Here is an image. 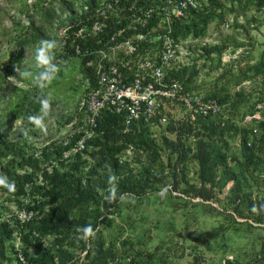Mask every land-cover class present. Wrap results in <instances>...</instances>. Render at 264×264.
Masks as SVG:
<instances>
[{"label":"trees","instance_id":"trees-1","mask_svg":"<svg viewBox=\"0 0 264 264\" xmlns=\"http://www.w3.org/2000/svg\"><path fill=\"white\" fill-rule=\"evenodd\" d=\"M59 1L57 11L40 1L34 4L43 9L44 17L19 39L15 60H22L24 45L54 43L49 51L58 69L71 58L79 59L85 96L97 84L93 69L86 65L96 55H85L86 51L102 47L118 29L124 32L117 42L137 33L148 34L161 20L158 13L136 29L127 28L128 19L117 20L129 18L134 13L133 4L145 8L165 0H118L123 9L119 18L113 14L102 33L85 38L76 33L89 30L98 19L96 11L102 0ZM185 13L172 20L171 35L184 48L188 44L187 50L193 42L206 38L213 22L217 29L229 26L234 31L231 35L221 33L212 43L200 42L191 62L176 63L166 70L164 78L179 81L205 98H215L221 114L198 116L194 121L170 118L165 126L141 119L126 126L124 112L105 108L96 119L95 135L87 141L86 149L64 159L63 151L68 147L62 141L37 148V142L31 141L36 131L16 137L11 133L16 121L35 125L29 117L40 115L44 87L19 88L21 92L8 99V108L0 111V179L13 182L15 190L9 192L0 184V191L17 207L37 214L25 223L0 222V264H23L19 253L27 264H173L170 255L179 250L183 255L184 250L172 236L169 247L160 239L152 250L143 238H123V231L120 240L104 236L103 230L117 226L125 202L137 209L151 198L155 207L164 211L198 208L202 216L214 218L217 226L227 231L228 239L248 242L244 247L220 244L218 264H264V112L262 120L242 123L257 105L264 111V43L257 60L252 63L248 59L256 47L250 33L264 26V0H197V7ZM138 44L142 49L154 47L149 39ZM238 49L242 53L233 63L222 62L228 50L236 53ZM233 64H237L236 72ZM205 66L210 71L221 69L208 85L201 74ZM2 70L1 77L7 78L15 75L17 68L7 64ZM245 81L252 82L250 90L241 87ZM237 86L238 90H233ZM27 194L31 202L26 204ZM135 211L144 217L145 209ZM88 228L90 232L85 231ZM172 228L175 230L173 224ZM201 236L205 234L201 232ZM203 262L204 258L195 256L189 264Z\"/></svg>","mask_w":264,"mask_h":264},{"label":"rangeland","instance_id":"rangeland-1","mask_svg":"<svg viewBox=\"0 0 264 264\" xmlns=\"http://www.w3.org/2000/svg\"><path fill=\"white\" fill-rule=\"evenodd\" d=\"M37 1L42 2L45 7L51 6L55 11L60 9L61 2L59 0H47L48 2L46 0H0V111L2 112L6 111V107L8 108V99L13 98L16 92H21L17 89L27 90L34 85L29 79L21 76V73L33 71L36 63V50L41 46L39 44L24 45L25 51L20 62L15 60L14 55L19 48L17 45L19 39L25 34L28 35L31 25L37 26L42 22L44 15L41 16V13L43 9L39 5L34 7ZM65 16L64 14L63 18ZM233 31V28L229 26H222L217 29L213 22L209 26L206 38L200 40V42L212 43L220 39L221 33L223 35H231ZM250 34L256 40V47L253 49L251 57L248 58L253 63L257 60L263 48L264 26L259 31H254ZM51 35L54 36L55 31H52ZM200 42H193L191 50H187L188 44L185 45V48L182 46L181 61L190 63L192 58L195 57L194 51L201 45ZM187 51L188 55L186 57L184 53ZM241 53L242 49H238L236 53L228 50L223 55L222 62L230 63ZM7 64L17 68L15 70L16 76L1 77L4 73L2 67ZM207 68L208 66H205V69L201 70V74L205 76L204 81L208 85L220 73L221 69L210 71L211 69ZM59 69L60 72H57L53 81L48 83L43 89L41 113L39 114H42L44 109V101L48 102V114L44 117L42 126L36 124L33 126L27 120L13 123L12 136L24 135L29 131L37 132L36 135H31V141L33 143L34 141L35 143L37 142L34 144L37 148H42L48 142L58 143L64 141L71 132L72 124L75 126L83 117L77 112V105L83 96L85 87L81 81L82 74L80 72L79 59L71 58L60 64ZM232 69L236 72L237 64H233ZM201 80L203 79L200 78V82ZM252 85V82L245 81L241 84V87L250 90ZM239 87H234L233 90H238ZM75 88L76 91H74ZM69 116L72 117L71 120L65 123ZM154 201L153 198L149 199V201L144 200L137 207V209H145V212L142 213L144 215L143 218H140V215L135 211L137 210L136 208H130L125 202L122 217L116 219L117 226L111 230H103L105 238H118L120 240L122 238H119V234L123 231V238L126 236H131L134 239L143 238L144 242L147 241L149 250H152L159 245L160 239H163L166 242V247H169L171 245L169 237L172 236L174 238L173 242H178L184 250L183 255L181 250L176 252L177 256L176 254L170 255L173 264L193 263L195 256L204 258V262L201 264H218L222 253L220 244L225 243L227 246L237 245L238 247H244L248 243L246 240H240L235 237L228 239L227 231L218 227V223H215L214 218L202 216L203 212L198 208H182L176 212L168 208L167 211H164L163 207H155ZM196 201L198 199L194 200V202ZM16 205L18 206L16 202L9 198L6 192L0 191V214H10ZM156 223L159 224L158 228L155 227ZM172 224L175 230H173ZM121 226L123 230L120 229ZM201 232L205 234V237H200Z\"/></svg>","mask_w":264,"mask_h":264},{"label":"built area","instance_id":"built-area-1","mask_svg":"<svg viewBox=\"0 0 264 264\" xmlns=\"http://www.w3.org/2000/svg\"><path fill=\"white\" fill-rule=\"evenodd\" d=\"M196 7L197 0H165L161 1V5L145 8L141 4H133L131 8L134 13L129 18H119L118 12L123 9L118 0H102L96 11L98 19L89 30L81 29L77 32V37H95L102 33L113 14L120 19L117 23H121L123 18L128 19V29H136L137 25L144 27L155 13L161 16V20L148 34L137 33L119 42L116 39L123 34L124 29H118L102 47L86 51L85 55H96L95 60L86 65L93 69L97 84L78 103V113H83V117L75 126L72 124L70 134L62 141L63 146L68 147L63 151L64 159L86 149L87 141L95 135L96 119L105 108L124 112L127 117L126 126L141 119L165 126L170 118L194 121L198 116L221 114L222 107L215 98H205L187 90L179 81L167 82L164 78L168 68L183 62L180 59L182 45L175 42L171 35V22L184 17L189 8ZM147 39L154 47L142 49L138 43ZM256 107L253 114L243 117V124L262 120V105ZM38 179L41 180V177L38 176ZM26 191L29 192L28 185ZM24 202H31L29 194ZM36 214L35 210L15 206L10 214L0 216V222L11 223L15 220L25 223L34 220ZM14 244L18 249L19 238H16ZM85 253H80L81 260ZM18 256L23 264H27L21 253Z\"/></svg>","mask_w":264,"mask_h":264},{"label":"clouds","instance_id":"clouds-1","mask_svg":"<svg viewBox=\"0 0 264 264\" xmlns=\"http://www.w3.org/2000/svg\"><path fill=\"white\" fill-rule=\"evenodd\" d=\"M54 47V43L46 42L40 48L36 50L35 55V67L36 71H25L21 73V76L29 79V81L34 84L36 87L43 88L48 83L53 80L59 71L57 64L53 60V56L49 54V49ZM47 106L48 102L44 101V109L42 114L34 115L29 117L36 125L42 126V121L44 117L47 115ZM0 184L7 188L9 192L15 190V186L13 182H9L6 179H0ZM85 231L90 232L91 229H85Z\"/></svg>","mask_w":264,"mask_h":264}]
</instances>
